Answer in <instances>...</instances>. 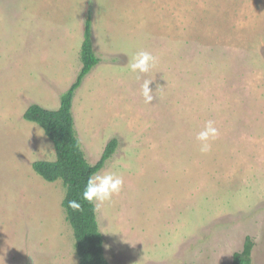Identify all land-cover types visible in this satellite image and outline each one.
I'll use <instances>...</instances> for the list:
<instances>
[{"label":"rangeland","instance_id":"rangeland-1","mask_svg":"<svg viewBox=\"0 0 264 264\" xmlns=\"http://www.w3.org/2000/svg\"><path fill=\"white\" fill-rule=\"evenodd\" d=\"M88 13L99 63L72 116L88 163L117 140L96 173L124 181L96 212L108 262L231 264L250 236L264 264V0H0V264H77L65 186L32 168L53 143L23 113L58 108ZM139 51L157 60L145 75L128 68Z\"/></svg>","mask_w":264,"mask_h":264},{"label":"trees","instance_id":"trees-1","mask_svg":"<svg viewBox=\"0 0 264 264\" xmlns=\"http://www.w3.org/2000/svg\"><path fill=\"white\" fill-rule=\"evenodd\" d=\"M80 60L81 68L70 87L61 94L58 108L47 109L32 103L24 111L23 117L38 124L53 143L55 160L34 161L32 168L46 181L61 179L65 186L62 206L73 230L77 264H110L104 255V239L96 219V212L92 211V205L82 200V193L89 177L101 170L106 160L114 153L117 140L115 138L109 140L99 160L94 164L88 163L77 138L72 116L76 89L91 69L99 63V58L93 49L89 13L84 21ZM73 200L81 204L83 209L81 212H73L68 208V202ZM253 246L251 237L245 236L241 249L233 252L231 264H252Z\"/></svg>","mask_w":264,"mask_h":264},{"label":"clouds","instance_id":"clouds-1","mask_svg":"<svg viewBox=\"0 0 264 264\" xmlns=\"http://www.w3.org/2000/svg\"><path fill=\"white\" fill-rule=\"evenodd\" d=\"M154 56L146 51H139L132 56L128 68L133 73L140 75L147 74L151 67L156 64ZM139 79V76L137 77ZM153 80H145L140 87V94L145 104H151L153 95L149 85ZM219 133L213 121H207L203 129L196 135L195 139L199 144V151L206 155L211 151V144L218 138ZM123 178L112 173L94 174L86 182L82 193V200L92 205V211L99 212L101 207L110 202L114 196H118L123 188ZM68 208L73 212H81L82 206L76 201H69Z\"/></svg>","mask_w":264,"mask_h":264}]
</instances>
